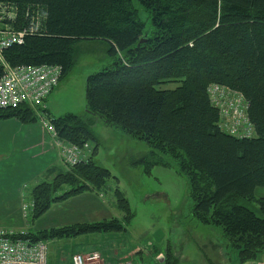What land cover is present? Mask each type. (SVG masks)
<instances>
[{"label":"trees","instance_id":"16d2710c","mask_svg":"<svg viewBox=\"0 0 264 264\" xmlns=\"http://www.w3.org/2000/svg\"><path fill=\"white\" fill-rule=\"evenodd\" d=\"M133 1L148 16V28ZM0 5L14 13L4 23L24 32L21 44L2 52L11 67L56 66L60 82L74 68L79 42L104 41L111 56L107 67L86 78L84 118L54 117L24 104L0 110V121L23 125L43 116L59 141L93 147L88 162L51 166L43 181L24 188L31 222L56 203L109 188L110 172L94 161L93 126L99 119L147 144L146 171L168 165L165 158L179 167L192 218L221 232L236 264L263 257L264 197L256 190L264 188V0H0ZM167 84L175 87L163 89ZM213 85L243 97L250 137H235L221 127L207 93ZM113 196L121 220L14 232L10 239L36 243L123 232L133 213L118 188ZM241 201L255 204L263 218ZM170 257L164 264H177Z\"/></svg>","mask_w":264,"mask_h":264},{"label":"rangeland","instance_id":"374dc122","mask_svg":"<svg viewBox=\"0 0 264 264\" xmlns=\"http://www.w3.org/2000/svg\"><path fill=\"white\" fill-rule=\"evenodd\" d=\"M133 5L138 11L139 18L148 28V16L135 1ZM110 63L109 45L106 42L101 40L79 42L75 47L73 70L58 83L51 101L47 103L50 114L59 117L70 113L86 117V78ZM174 87L175 85L167 84L162 88ZM40 115L41 113L38 114ZM5 121L8 120L0 122ZM93 131L98 140L94 161L111 174L109 188L100 192L103 194V197L101 196L103 200L108 203V213L111 214V218L118 220L123 218L113 196L114 188H118L129 204L133 219L123 232L83 235L73 239L47 242L48 259L52 264L60 259L66 262L70 254L85 247L86 244H82L85 240L92 244L96 252H100L99 256L103 255L102 259L106 262H103L104 264L113 262L112 257L117 255L125 256L117 259L118 261L124 260L132 264H164L168 256L174 258L177 264H236V254L225 246L221 232L192 218L190 213L192 203L186 176L174 162L165 158L169 162L168 165L155 166L146 171L142 159L148 156L151 150L145 142L131 138L113 127H107L99 119L96 120ZM2 150L0 148V152ZM33 186L34 184H29L28 190ZM256 196L264 197V188L257 189ZM26 198L23 192L21 213L6 216L8 220L14 221V225L6 230L12 233L35 232L42 230L39 222H43V227H47L51 218L54 219V215L49 212L50 208L39 220L31 222L28 219L29 211L27 213L23 211L25 204H31ZM240 203L251 209L259 218H263L255 204H248L245 201ZM52 228L58 227L47 229ZM85 253L84 255L91 254ZM259 260L264 261V255Z\"/></svg>","mask_w":264,"mask_h":264},{"label":"built area","instance_id":"2783aa9c","mask_svg":"<svg viewBox=\"0 0 264 264\" xmlns=\"http://www.w3.org/2000/svg\"><path fill=\"white\" fill-rule=\"evenodd\" d=\"M13 20L11 7L0 5V110L14 109L20 105L32 108H45V101L59 82L60 68L56 66L11 67L3 59L2 52L11 45L21 44L24 32H18L4 23ZM210 102L218 110L221 127L230 135L238 138H248L252 131L244 111L246 103L239 93L230 89L213 85L207 90ZM39 124L45 129L58 150L61 162L66 167L86 163L92 153L88 143L82 147L63 143L56 138L48 119L40 116ZM32 204H25L23 211L27 213ZM23 212V213H24ZM12 232L0 229V264H48L47 242L31 243L27 240H11ZM70 264H104L98 254H73ZM116 264H132L118 262ZM244 264H264L257 260Z\"/></svg>","mask_w":264,"mask_h":264},{"label":"crops","instance_id":"0c3cea01","mask_svg":"<svg viewBox=\"0 0 264 264\" xmlns=\"http://www.w3.org/2000/svg\"><path fill=\"white\" fill-rule=\"evenodd\" d=\"M54 90L45 102L47 111V103L51 101ZM0 148L3 149L0 152V229L6 230L14 225V221L8 220L6 216L21 213L24 188L41 181L51 166L62 167L63 164L53 139L39 123L23 125L15 119L0 122ZM101 196L103 197L102 193L89 192L71 198L65 203L55 204L49 211L54 215V219L51 218L47 227H43V222H39L42 225L41 229L111 219L108 203ZM82 244H86L85 247L77 249L70 256L96 252L92 244L86 240ZM70 256L66 262L60 259L53 264H70ZM99 257L101 263H106L102 259L103 255ZM124 257V255L112 257L113 262L109 264L122 262L124 260H118ZM48 262L52 264L49 259Z\"/></svg>","mask_w":264,"mask_h":264},{"label":"water","instance_id":"95a60500","mask_svg":"<svg viewBox=\"0 0 264 264\" xmlns=\"http://www.w3.org/2000/svg\"><path fill=\"white\" fill-rule=\"evenodd\" d=\"M143 42H145V40H144V39H141V40L139 41V43H143Z\"/></svg>","mask_w":264,"mask_h":264}]
</instances>
